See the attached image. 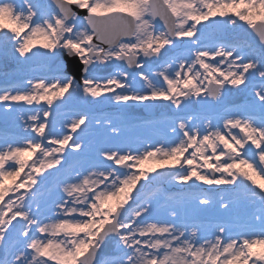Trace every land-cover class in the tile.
I'll list each match as a JSON object with an SVG mask.
<instances>
[{"label":"snow or ice","instance_id":"1","mask_svg":"<svg viewBox=\"0 0 264 264\" xmlns=\"http://www.w3.org/2000/svg\"><path fill=\"white\" fill-rule=\"evenodd\" d=\"M0 45V264H264V0H0Z\"/></svg>","mask_w":264,"mask_h":264},{"label":"rangeland","instance_id":"2","mask_svg":"<svg viewBox=\"0 0 264 264\" xmlns=\"http://www.w3.org/2000/svg\"><path fill=\"white\" fill-rule=\"evenodd\" d=\"M19 2H20V0H17V3H19ZM13 66H15V65H13L11 63V61L7 58L6 52L3 48V46L0 45V71L1 70H7L8 68H11ZM33 67L36 70V74H39V65H34ZM4 80H5V77L1 76L0 77V83H4ZM0 85H2V84H0ZM0 120L2 121L3 119H0ZM2 131H3V129L1 128L0 132H2Z\"/></svg>","mask_w":264,"mask_h":264},{"label":"flooded vegetation","instance_id":"3","mask_svg":"<svg viewBox=\"0 0 264 264\" xmlns=\"http://www.w3.org/2000/svg\"><path fill=\"white\" fill-rule=\"evenodd\" d=\"M240 103V102H239ZM239 103H237V104H239ZM245 103V101H243L240 105H243Z\"/></svg>","mask_w":264,"mask_h":264}]
</instances>
